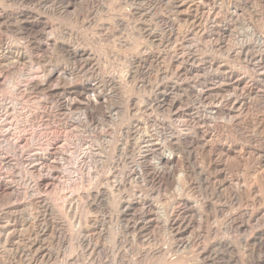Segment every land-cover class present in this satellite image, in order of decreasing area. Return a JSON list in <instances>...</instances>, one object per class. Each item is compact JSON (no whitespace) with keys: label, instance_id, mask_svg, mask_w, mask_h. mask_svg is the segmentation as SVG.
Returning <instances> with one entry per match:
<instances>
[{"label":"rangeland","instance_id":"rangeland-1","mask_svg":"<svg viewBox=\"0 0 264 264\" xmlns=\"http://www.w3.org/2000/svg\"><path fill=\"white\" fill-rule=\"evenodd\" d=\"M79 1L0 0V59L42 74L12 90L0 62V261L264 264V0H195L200 28L178 0Z\"/></svg>","mask_w":264,"mask_h":264},{"label":"bare ground","instance_id":"bare-ground-1","mask_svg":"<svg viewBox=\"0 0 264 264\" xmlns=\"http://www.w3.org/2000/svg\"><path fill=\"white\" fill-rule=\"evenodd\" d=\"M48 1V0H47ZM76 1V0H75ZM81 1V0H80ZM79 1V2H80ZM84 1V0H83ZM55 2V1H54ZM51 3V2H50ZM72 3V2H71ZM175 3V2H174ZM73 4V3H72ZM76 4V3H75ZM52 6H53V4H51ZM50 5V6H51ZM69 5V4H68ZM178 8H187V9H185V11L186 10H188V8L190 9L191 8V6L193 5V6H195V10L194 11H198V12H200L199 14H201V16L199 17L198 16V18H197V21H194L193 23L195 24L196 22H197V27L198 28H200V26H202L201 25V23H202V20H203V17H205V16H202V14L203 13H201V10H203L202 9V7H201V5L200 4H196L195 3V0H178ZM72 7V6H71ZM51 8V7H50ZM53 8H54V6L52 7V11H56V10H53ZM64 9V8H63ZM58 10H60V9H58ZM66 10V9H65ZM181 11V10H180ZM179 11V12H180ZM58 12V11H57ZM62 11H60V13H61ZM178 12V13H179ZM59 13V14H60ZM22 14V13H21ZM20 15V14H19ZM205 15H206V13H205ZM23 16V15H22ZM208 16V15H207ZM5 17V16H4ZM27 17V16H26ZM5 19V18H4ZM6 20V19H5ZM4 20V21H5ZM195 20V19H194ZM1 22V21H0ZM203 24V23H202ZM196 25V24H195ZM42 27V26H41ZM45 28V27H44ZM37 29V28H36ZM41 29H43V28H41ZM203 30V29H202ZM202 30H199L198 32L200 33V31H202ZM197 32V31H196ZM204 32V31H203ZM1 42V41H0ZM26 48V47H25ZM3 49V48H2ZM5 49V48H4ZM4 49H3V51H4ZM24 49V48H23ZM21 50V49H20ZM139 50V49H138ZM2 51V52H3ZM30 51V50H29ZM66 51V50H65ZM80 51V50H79ZM140 51V50H139ZM23 52V51H22ZM78 51H76V50H74V51H72L71 53L72 54H74V55H76V53H77ZM243 52H245V51H243ZM19 49L18 50H16L15 52H14V54L16 55H14V54H12V53H9V56H7V57H5V55L3 54V56H1V57H5L3 60L2 59H0V62H2V61H4V62H6L8 65H13L14 66V69H16V70H14V73H12V74H10V76L8 75V77H7V79H6V84H8V86L10 87L11 86V89L12 90H16L15 88V86L16 85H18V84H20V83H22V82H24V81H26V82H28V81H30V79H32V78H36L37 79V77L38 78H40L41 76H42V74L40 73V75H38V73L37 72H35V71H33V69H34V66H30L29 65V68H28V66H27V69L26 68H19V67H16L17 66V63H18V57H19ZM25 53V52H24ZM247 53V52H246ZM246 53L244 54V55H246ZM67 54V53H66ZM241 54V53H240ZM69 55V54H68ZM239 55V54H238ZM23 56V55H22ZM29 56V55H28ZM28 56H26V57H28ZM32 56V55H31ZM86 57V56H85ZM90 57V56H89ZM147 57V56H146ZM151 57V56H150ZM136 58V57H135ZM53 59V58H52ZM148 59H150V58H148ZM152 60V59H151ZM151 60L149 61V62H151ZM173 60V59H172ZM147 61V60H146ZM41 62V61H40ZM43 62V61H42ZM136 62V61H135ZM154 62H156V61H154ZM51 63V62H50ZM138 63V66L140 67V69H141V66H143L146 62H142V61H138L137 62ZM22 64V63H21ZM30 64V63H29ZM151 64V63H150ZM6 65V64H5ZM35 65V64H34ZM146 65V64H145ZM169 65V64H168ZM51 66V65H50ZM49 66V67H50ZM137 66V67H138ZM16 67V68H15ZM24 67H26V65L24 66ZM136 67V66H135ZM144 67V66H143ZM1 68V67H0ZM33 68V69H32ZM53 68V67H52ZM54 69V68H53ZM136 69V68H135ZM132 70V69H131ZM263 70V69H262ZM138 71V70H137ZM136 73H138V72H136ZM228 73V72H227ZM36 74V75H35ZM233 71L232 72H230V76H233ZM236 76V75H235ZM222 77V76H221ZM228 77V76H227ZM43 78V77H42ZM45 78V77H44ZM43 78V79H44ZM225 78V77H224ZM240 78V77H239ZM48 79V78H47ZM229 80H231L230 78H228ZM235 79V78H234ZM46 80V79H45ZM100 81V80H99ZM225 81H226V79H225ZM225 81H223L224 83H225ZM34 82V81H33ZM36 82H39V81H35V83ZM42 82H43V80H42ZM109 82H110V80L108 81V84H109ZM228 82V81H227ZM247 82V81H246ZM35 83H33V84H35ZM106 83V82H105ZM105 83H103L104 85H105ZM222 83V82H221ZM29 84V83H28ZM33 84H30V85H32V86H28V87H30V88H33ZM38 83H36L34 86L35 87H37V88H39V85H37ZM233 84L234 85H241L242 84V81L240 80V79H236V80H234L233 81ZM249 84H251V82L249 83ZM14 85V86H13ZM23 85V84H22ZM107 85V84H106ZM105 85V86H106ZM110 85V84H109ZM127 85H128V83H127ZM21 86V85H20ZM46 86V85H45ZM206 86V85H205ZM40 87H41V85H40ZM43 87V86H42ZM87 87V86H86ZM111 87H112V85H111ZM110 87V88H111ZM114 87V86H113ZM112 87V88H113ZM138 87V86H137ZM232 87H234V86H232ZM231 87V88H232ZM18 88V87H17ZM104 88V87H103ZM208 88V87H207ZM244 88V90H245V92L247 93H245L246 95H250V89H251V87H247L246 85L244 86L243 85V87H242V89ZM254 88V87H253ZM34 89V88H33ZM45 89V88H44ZM49 89V88H48ZM104 89H106V88H104ZM104 89H102V90H104ZM46 90H47V88H46ZM77 91L76 92H78V93H80L81 95H82V93H84L83 95H84V97H83V100H84V105H85V109L86 110H88L89 112L90 111H92L93 112V110H95V108L97 107L98 108V104H100V101H104L105 100V98L107 97H105V95L102 93V91L100 90H98V88H97V86L95 85V84H90L88 87H87V89H85V87H80V88H77L76 89ZM175 90V89H174ZM201 90H202V88H201ZM200 90V91H201ZM233 90H234V88H233ZM262 90V89H261ZM203 91V90H202ZM42 92V91H41ZM171 92H173V91H171ZM48 93V92H47ZM116 93V92H115ZM165 93H166V91H165ZM200 93V92H199ZM253 94V93H252ZM264 94V93H263ZM172 95V94H171ZM170 95V96H171ZM199 95V94H198ZM262 95V94H261ZM11 97V96H10ZM24 97V96H23ZM36 97H39V96H36ZM36 97H33V98H35L36 99ZM166 98H167V96L166 95H164L163 96V100H166ZM252 98V97H251ZM5 98L4 99H2L1 101H2V105H5ZM235 100V99H234ZM36 101V100H35ZM169 101V100H168ZM220 101V100H219ZM11 102H13L12 104H13V106L16 108L17 106H19L21 103H22V97H15V96H13L12 97V101ZM38 102V101H37ZM63 102H65V106H67L66 108H69V107H71L73 104H74V102H75V100L74 99H71V98H66L65 99V101H63ZM76 102H77V100H76ZM167 102V101H166ZM170 102V101H169ZM171 102H172V99H171ZM180 102V101H179ZM239 102V100H235V102H233V104L234 103H238ZM41 103V102H40ZM168 104V103H167ZM172 104V103H171ZM171 104H170V106H171ZM228 104V103H227ZM230 104V103H229ZM103 105V104H102ZM211 105H212V103H211ZM226 105V104H225ZM249 105V104H248ZM247 105V106H248ZM238 107V106H237ZM175 108V107H174ZM223 108H224V106H223ZM100 109V108H99ZM237 109H239V108H237ZM170 110H171V108H170ZM211 110V109H210ZM249 110V109H248ZM251 110V109H250ZM228 111V110H227ZM92 112H90V113H92ZM184 114V113H183ZM220 114V113H219ZM20 118V117H19ZM182 118H184V117H182ZM210 118V117H209ZM220 118V117H219ZM251 118V117H250ZM256 118V117H255ZM193 119V118H192ZM19 120H21V119H19ZM199 120V119H198ZM246 120V119H245ZM185 121V120H184ZM184 121H181V123L182 122H184ZM228 122H229V120H228ZM187 123V122H186ZM198 123V122H197ZM237 123H239V122H237ZM242 123V122H241ZM245 123V122H244ZM254 123V122H253ZM38 124V123H37ZM184 124V123H183ZM137 125V124H136ZM251 125V124H250ZM218 126V125H217ZM231 126V125H230ZM258 126V125H257ZM140 127V126H139ZM171 127V126H170ZM238 127V126H237ZM239 127H240V125H239ZM238 127V128H239ZM252 127V126H251ZM261 127V126H260ZM135 128V127H134ZM221 128H222V126H221ZM169 129H172V128H169ZM173 130V129H172ZM193 130H194V128H193ZM41 131V130H40ZM170 131V130H169ZM175 131V130H174ZM174 131H173V133H174ZM180 131V130H179ZM201 131V130H200ZM199 131V134L201 135L200 136V138H205V132H200ZM196 133H197V131H195ZM194 132V133H195ZM233 132V131H232ZM255 132V131H254ZM42 133V132H41ZM169 133H171V132H169ZM177 133V132H176ZM251 133V132H250ZM253 133V132H252ZM172 134V133H171ZM255 134V133H254ZM168 135V134H167ZM248 135H249V133H248ZM169 136V135H168ZM167 136V137H168ZM240 136V135H239ZM243 136V135H242ZM166 137V138H167ZM170 138H172V140L174 139L173 138V135H170L169 136ZM237 137V136H236ZM249 137V136H248ZM164 138V137H163ZM169 138V139H170ZM243 138V137H242ZM250 138H252V137H250ZM250 138H249V140H250ZM168 139V138H167ZM1 140V139H0ZM163 140V139H162ZM175 141H177L178 142V144H180V143H183V142H185V143H187L188 145H194L195 143H198V135H195V137H190V133H188V131L187 132H179L178 134H177V136H176V138L174 139ZM182 140V141H181ZM258 140V139H257ZM262 140V139H261ZM260 140V141H261ZM252 141V140H251ZM4 142V141H3ZM142 142H145V141H143L142 140ZM148 144H151L152 143V145H153V140H148L147 139V141H146ZM155 142H156V140H155ZM154 142V143H155ZM160 142H161V139H160ZM166 142V141H165ZM171 142H173V141H171ZM213 142V141H212ZM248 142V141H247ZM256 142V141H255ZM8 143H10V142H8ZM8 143H6L7 145H8ZM159 143V142H158ZM157 143V144H158ZM168 143V142H167ZM184 143V145H186ZM135 144V143H134ZM170 144V146H171V150L173 149V152L175 151V147L177 148V145H174V144H172V143H169ZM263 144H264V142H263ZM161 145V144H160ZM166 145V144H165ZM168 145V144H167ZM166 145V146H167ZM202 145V144H201ZM134 146V145H133ZM150 146V145H149ZM170 146H168V148H167V150L169 149V147ZM181 145H179V147H180ZM248 146V145H247ZM260 146H261V144H260ZM0 147H1V145H0ZM9 147V146H8ZM158 147V146H157ZM162 147H164V146H162ZM161 147V148H162ZM187 147H189V146H187ZM169 149V150H170ZM181 149V148H180ZM165 150V149H164ZM163 150V151H164ZM201 150V149H200ZM205 150H207V149H205ZM162 151V150H161ZM177 151H178V148H177ZM210 151L211 150H209V151H207L209 154H210ZM176 152V151H175ZM178 152H180V151H178ZM177 153V152H176ZM204 153V152H203ZM159 154V153H158ZM207 154V153H206ZM160 159L164 162V163H162V165L164 164V165H167V167H168V165H172L173 164V160H174V156H175V154H174V156H173V154L172 153H169V154H166V152H161L160 154ZM90 156V155H89ZM177 156H179V155H177ZM143 157V156H142ZM50 158V157H49ZM232 161V160H231ZM158 162V161H157ZM6 163V162H5ZM234 163V162H233ZM212 164V163H211ZM12 165V164H11ZM15 165V164H14ZM153 165V164H152ZM155 165H157L156 163H155ZM17 166V165H16ZM159 166H160V164H159ZM211 166V165H210ZM224 166V165H223ZM18 167V166H17ZM156 168H157V166H155ZM214 167V166H213ZM11 168V167H10ZM168 168H170V167H168ZM257 168V167H256ZM12 169V168H11ZM222 169V168H221ZM52 170V169H51ZM139 170V169H138ZM264 169H261V170H259V169H254V173H255V176L256 177H258V178H260V180L262 181V182H264V171H263ZM9 171V170H8ZM11 171V170H10ZM188 171V170H187ZM222 171V170H221ZM160 172H161V170H156L155 169V174H160ZM162 173H163V170H162ZM161 173V174H162ZM13 174V173H12ZM19 174V173H18ZM224 174V173H223ZM3 175V174H2ZM47 175V174H46ZM220 175V174H219ZM250 175V174H249ZM12 176V175H11ZM225 176V175H224ZM13 177V176H12ZM44 177V176H43ZM52 178H54V177H52ZM158 178V177H157ZM159 178H161V177H159ZM163 178V177H162ZM225 178V177H224ZM249 178V177H248ZM24 179V178H23ZM46 179V178H45ZM53 180V179H52ZM45 181V180H44ZM256 181H258V180H256ZM9 182V181H8ZM49 182V181H48ZM154 182V181H153ZM40 183V182H39ZM52 183V182H51ZM12 184V183H11ZM43 184V183H42ZM264 184V183H263ZM48 185V184H47ZM51 185V184H50ZM36 186H38V185H36ZM35 186V187H36ZM46 187V186H45ZM0 188L1 189H4V190H10L11 189V185H9V184H7V182L4 184V183H0ZM40 188V187H39ZM38 188V189H39ZM16 190V189H15ZM32 191V190H31ZM261 191V190H260ZM8 193V192H7ZM234 193V192H233ZM1 194V193H0ZM20 194H21V192H20ZM248 194V193H247ZM18 195V194H17ZM244 195H246V194H244ZM33 196V195H32ZM37 196V195H36ZM35 197V196H34ZM26 200V199H25ZM31 200V199H30ZM44 200H45V198L44 199H40V198H37V199H35V202H37V203H44ZM262 200V199H261ZM9 203V202H8ZM42 203V204H43ZM14 205V204H13ZM47 205V204H46ZM252 205V204H251ZM15 206H17L16 204H15ZM29 206V205H28ZM129 206V205H128ZM11 208V207H10ZM130 208V207H129ZM150 208V207H149ZM8 209V208H7ZM16 210H18L17 208H16ZM151 211V210H150ZM50 212V211H49ZM2 214V213H1ZM180 216V215H179ZM6 222V221H5ZM9 223V222H8ZM7 223V224H8ZM44 223V222H43ZM165 223V222H164ZM172 224V223H171ZM3 226V225H2ZM13 227H15V225L13 224L12 225ZM49 227V226H48ZM184 227V226H183ZM45 230V229H44ZM47 231V230H46ZM8 232V231H7ZM11 232V231H10ZM14 232V231H13ZM17 232V231H16ZM31 232V231H30ZM12 233V232H11ZM11 233L9 234V235H11ZM15 233V232H14ZM181 233V232H180ZM11 237V236H10ZM9 237V238H10ZM14 238V237H13ZM12 238V239H13ZM181 239V238H180ZM8 240V239H7ZM7 240H5L6 241V243H7ZM185 240V239H184ZM9 241V240H8ZM9 244V243H8ZM46 244V243H45ZM40 245V244H39ZM223 245V244H222ZM41 246V245H40ZM10 248V247H9ZM42 248V247H41ZM40 248V249H41ZM17 251V250H16ZM19 251V250H18ZM47 251V250H46ZM17 253V252H16ZM48 253V252H47ZM52 253V252H51ZM0 254H2V253H0ZM39 255H40V258H42V259H49L50 258V254L48 253V254H46L45 252H44V250L42 251H40L39 250ZM1 258V257H0ZM35 258V257H34ZM40 258H39V260H40ZM1 260V259H0ZM6 260V259H5ZM224 260H226V259H224ZM37 262V261H36ZM40 262V261H39ZM38 262V263H39ZM0 263H2V264H5V262H1L0 261ZM10 264V263H9ZM227 264V263H226Z\"/></svg>","mask_w":264,"mask_h":264}]
</instances>
